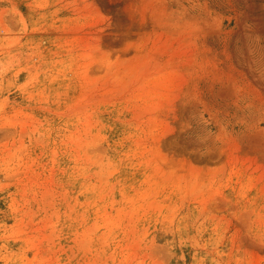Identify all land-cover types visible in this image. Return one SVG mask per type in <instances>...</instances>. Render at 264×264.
<instances>
[{
  "label": "rangeland",
  "instance_id": "obj_1",
  "mask_svg": "<svg viewBox=\"0 0 264 264\" xmlns=\"http://www.w3.org/2000/svg\"><path fill=\"white\" fill-rule=\"evenodd\" d=\"M0 264H264V0H0Z\"/></svg>",
  "mask_w": 264,
  "mask_h": 264
}]
</instances>
